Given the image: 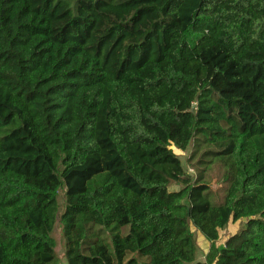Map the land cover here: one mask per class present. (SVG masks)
<instances>
[{
	"label": "trees",
	"instance_id": "16d2710c",
	"mask_svg": "<svg viewBox=\"0 0 264 264\" xmlns=\"http://www.w3.org/2000/svg\"><path fill=\"white\" fill-rule=\"evenodd\" d=\"M62 189L66 264H264V0H0V264H60Z\"/></svg>",
	"mask_w": 264,
	"mask_h": 264
},
{
	"label": "rangeland",
	"instance_id": "374dc122",
	"mask_svg": "<svg viewBox=\"0 0 264 264\" xmlns=\"http://www.w3.org/2000/svg\"><path fill=\"white\" fill-rule=\"evenodd\" d=\"M172 150L179 155L184 168L186 171L191 174L192 176H195L194 169L192 168L191 164L187 161V159L190 156L191 148H189L186 152H183L181 150L176 149L175 147L171 146ZM223 169H221L217 164H215L213 167L209 169L207 172V180L210 185V194L214 202L220 203L223 199L224 192H225V187L226 183L223 181ZM179 186L177 185H172L170 187V190H178ZM59 213H58V219H57V225L55 227V230L53 232V237L56 241V246H55V254L60 262V264H66L65 260V242L62 237V226L60 224V216L63 213L66 205V199H65V189H62L59 192ZM244 227V221H236V222H231L228 224L225 228L220 230V239L216 243V246L220 247L225 243V240L230 235H233L237 233L240 229ZM194 231V236L197 241V256L196 260L197 261H205L206 259V253L209 250V245L210 243L205 240L198 231H196L193 228Z\"/></svg>",
	"mask_w": 264,
	"mask_h": 264
},
{
	"label": "water",
	"instance_id": "95a60500",
	"mask_svg": "<svg viewBox=\"0 0 264 264\" xmlns=\"http://www.w3.org/2000/svg\"><path fill=\"white\" fill-rule=\"evenodd\" d=\"M244 220L246 221V220H247V218H244Z\"/></svg>",
	"mask_w": 264,
	"mask_h": 264
}]
</instances>
